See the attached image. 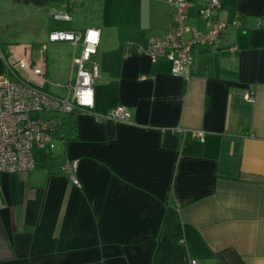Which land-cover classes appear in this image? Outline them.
<instances>
[{
	"label": "crops",
	"instance_id": "1",
	"mask_svg": "<svg viewBox=\"0 0 264 264\" xmlns=\"http://www.w3.org/2000/svg\"><path fill=\"white\" fill-rule=\"evenodd\" d=\"M207 1L185 0L187 25L205 29ZM218 1L236 49L195 48L173 74L144 51L166 0H0V74L24 51L67 81L73 47L49 31L100 29L92 111L56 114L36 167L0 172V264H264V0ZM118 105L130 122L99 117Z\"/></svg>",
	"mask_w": 264,
	"mask_h": 264
},
{
	"label": "built area",
	"instance_id": "2",
	"mask_svg": "<svg viewBox=\"0 0 264 264\" xmlns=\"http://www.w3.org/2000/svg\"><path fill=\"white\" fill-rule=\"evenodd\" d=\"M172 8L171 25L162 36L147 39L144 51L152 61L164 58L170 62V71L189 74L193 63V50L202 48L211 53L232 52L236 48L225 39L227 23L218 16L219 1L208 0L199 9L205 29L200 30L186 23L185 0H166ZM53 18L69 20L64 11L54 13ZM47 41L66 42L73 47L71 70L67 81L52 83L46 77L44 58L32 60L29 53L10 51L2 54L5 73L0 74V172L24 175L36 167L34 147L41 148L50 140V132L56 124V114L76 111H92L94 94L92 84L98 77V63L94 59L100 41V29L89 27L83 31L56 29L49 31ZM80 52L75 54V47ZM46 44L41 45V50ZM52 84L61 88L59 93L48 89ZM244 99L252 101L250 92ZM43 114L49 115L48 117ZM103 119L130 122V112L118 105L104 115ZM192 135L204 138L202 130H193ZM76 160L59 165V172L80 187L77 178ZM195 260L191 264H195Z\"/></svg>",
	"mask_w": 264,
	"mask_h": 264
},
{
	"label": "rangeland",
	"instance_id": "3",
	"mask_svg": "<svg viewBox=\"0 0 264 264\" xmlns=\"http://www.w3.org/2000/svg\"><path fill=\"white\" fill-rule=\"evenodd\" d=\"M51 69H52V68H51ZM51 71H52V70H51ZM49 74H50L49 76H50L51 81H52V82H55V78H54V76H53V73L51 72V73H49ZM64 82H65V81H64ZM64 82H62V83H64ZM53 90H54V91H58L59 93H61V92L63 91L61 88H58V89H57V88H54ZM42 117H44V115H43Z\"/></svg>",
	"mask_w": 264,
	"mask_h": 264
},
{
	"label": "trees",
	"instance_id": "4",
	"mask_svg": "<svg viewBox=\"0 0 264 264\" xmlns=\"http://www.w3.org/2000/svg\"><path fill=\"white\" fill-rule=\"evenodd\" d=\"M4 53H5V52H4ZM4 55H7V54L5 53ZM71 113H73V112H71Z\"/></svg>",
	"mask_w": 264,
	"mask_h": 264
}]
</instances>
